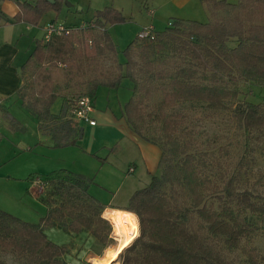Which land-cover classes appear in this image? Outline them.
<instances>
[{
  "label": "trees",
  "instance_id": "trees-1",
  "mask_svg": "<svg viewBox=\"0 0 264 264\" xmlns=\"http://www.w3.org/2000/svg\"><path fill=\"white\" fill-rule=\"evenodd\" d=\"M8 1L18 5L19 11L12 19L6 18V23L24 22L32 26H39L49 12H55L58 17L65 4V0H54L53 3L49 0ZM202 2L211 15L208 21L173 18L168 27L156 31L155 39H144L164 48L178 46L195 62V68H180L174 73L156 75L162 82V98L154 105L152 113H145L146 98H138L136 94L142 90L148 96L151 92L148 88L138 87L134 78L135 61L130 53L135 40L122 52L126 58L125 74L119 72L105 83L97 79L82 83L88 87L85 96L94 98L100 86L117 89L124 79L131 81L133 93L125 104L124 114L135 133L161 148V175H153L146 187L135 191L128 204L118 208L122 211L110 210L109 219L104 217L108 206L90 192L93 179L68 170L46 175L47 188L38 199L48 210L38 223L0 210L1 251L26 258L28 264H68L66 258L71 254L70 246L50 239L46 233L48 228H61L74 236L87 233L108 246L113 241L111 221L121 220L137 236L120 253L121 264H232L225 250L240 249L250 264H260L256 248L244 247L243 243L258 232L248 215L264 216V198L258 199L250 190L240 191L232 178L222 189L213 183L208 164L177 136L186 122L185 116L170 113V110L180 102H203L215 110L228 109L227 101L235 100L241 94L236 84L256 82L264 85V0ZM94 18V28L104 29L109 42L107 49L118 56L117 44L107 25L125 23L127 17L117 8L107 6L97 10ZM89 30L92 28L81 29L76 35L75 30L67 28L57 38L59 47L37 42L32 55L22 66L23 74L26 71L34 73L35 81L23 75L24 83L18 96L23 106L38 118L40 129L53 137L56 147L77 145L81 128L72 119L71 110L76 100L73 103L71 98L54 88L53 72L45 69L43 64L51 59L58 61L74 51L81 42L80 33ZM231 40H236L237 45L230 46ZM201 71L214 74L218 83L202 85L196 82ZM58 98H63V106L60 114L54 115L51 106ZM5 117L12 129L20 130L15 117L9 114ZM237 119L246 131L263 133L264 104L249 103L238 108ZM147 123L161 124L164 141L159 142L145 134ZM178 187L190 201L181 199ZM210 190L213 191L210 196L217 202L207 200ZM0 264L8 263L0 258Z\"/></svg>",
  "mask_w": 264,
  "mask_h": 264
},
{
  "label": "rangeland",
  "instance_id": "rangeland-1",
  "mask_svg": "<svg viewBox=\"0 0 264 264\" xmlns=\"http://www.w3.org/2000/svg\"><path fill=\"white\" fill-rule=\"evenodd\" d=\"M29 1L35 2L36 0ZM227 1L237 2L239 0ZM204 5L206 8L197 0L190 1L184 7H179L173 0H65L63 10L56 19L61 20L60 22L63 21L65 27L68 26L67 28L75 30L76 35L81 29L90 27L92 30L85 34L80 33L81 42L76 44L78 47L76 46L74 51L66 53L58 61L51 59L45 62L43 67L52 70L54 88L67 95L74 103L75 100L78 101L85 96L88 91V87L82 84L83 81L97 79L98 82L104 81L105 83L116 77L119 72L125 74L126 58L122 52L135 40L130 53L135 61L134 78L139 83L138 87L148 88L151 92L148 96H145L146 93L142 90L136 94L139 95L138 98H146L143 104L145 113H152L154 105L162 98L160 88L162 82L156 75L162 72L174 73L180 68H195V62L185 51L179 50L178 46L175 48V46L170 45L171 47L164 48L156 42L138 38L139 31L151 26L147 25L142 28L141 25L144 22L149 24L152 21L154 26L162 31L168 27L173 18L185 17L206 22L207 11L209 13V10L207 5ZM107 6L120 7V11H123L124 16L127 17L125 23L108 25L110 26L109 32L117 44L118 56L114 55L110 48L107 49L109 42L105 37L104 29L94 28L96 11ZM210 18L209 13L208 20ZM107 29L109 30V28ZM58 37L59 34H55L46 43L51 47H59ZM229 45L234 47L237 45V41L231 40ZM119 65L122 67L121 70ZM216 75L218 78L220 77V74ZM24 76L33 80L35 78L34 73L30 71H26ZM215 79L217 78L214 74L201 71L195 81L202 85H214L218 83ZM130 83V80H125L120 90L126 92L129 89L130 91ZM236 87L241 91V94L239 98L227 101L228 109L215 110L203 102H180L170 110V113H182L185 116L186 122L179 129L177 136L191 146L192 153L208 164L210 169V173L209 171L208 173L211 174L213 183L222 189L225 182L232 178L240 191L250 190L258 199L262 200L264 198V132L246 131L237 119V109L242 106L245 107L249 103L264 104V85L256 82H241L236 84ZM148 123L144 130L145 134L150 138L155 137L159 142L164 141L161 124ZM107 128L109 137L115 135L111 125H108ZM0 153L2 154L0 160H4L2 157L5 156V152L0 150ZM24 153L25 151H21V154ZM27 158L24 154L21 158L16 159L17 161L13 164L22 170L24 167L21 164L27 162ZM116 163L117 171L111 174L105 171L96 174V180L99 184H95L90 189L93 196L106 206H110L109 211L125 207L130 196L134 194L133 192L146 187L151 182L150 176L143 167L138 173L127 175L121 171L127 167V162L124 163V166L121 161L116 160ZM157 168L159 170L160 166L156 167V170ZM155 172H157L155 175L162 173L160 171ZM123 174L125 179H123ZM46 178L43 175L32 177L34 194L43 195L45 193L47 185L44 181ZM101 181L102 184H100ZM178 190L182 195L181 188L178 187ZM212 192V190L207 192V200L217 202L214 197L210 196ZM181 199L190 201L187 195H182ZM105 210L104 217L107 218L109 213ZM194 216L197 219V215ZM248 216L251 222L257 226L258 232L251 239L246 240L243 246L256 248L259 253V262L264 264V216L251 213ZM130 231L132 233L131 238L124 248L129 246L137 237L131 228ZM71 237V242L65 243L71 248V254L66 258L68 264H95V258L104 259L111 256L113 249L119 243L114 226L113 241L108 246H104L93 237L88 236L87 233L78 236L71 235ZM50 239L53 240L52 237ZM225 255L232 264H250L247 261V255L241 249L236 251L225 250ZM0 258L8 264L9 262L28 264L26 258H17L16 255L1 250ZM111 264H121L119 256Z\"/></svg>",
  "mask_w": 264,
  "mask_h": 264
},
{
  "label": "crops",
  "instance_id": "crops-1",
  "mask_svg": "<svg viewBox=\"0 0 264 264\" xmlns=\"http://www.w3.org/2000/svg\"><path fill=\"white\" fill-rule=\"evenodd\" d=\"M190 1L192 0H173L179 7L186 6ZM197 1L206 8L202 0ZM117 9L120 10V7ZM18 11L19 7L14 2L0 0V150L5 152V156L2 157L4 160H0V210L22 220L38 223L48 209L38 199V194H34V184L31 179L36 175L46 176L68 170L93 179L94 183L91 185L93 187L99 184L96 174L102 171L108 174L117 171L116 160L121 161L123 166L127 162V167L121 169L127 175L138 173L141 167L146 169L150 178L157 174L155 171L161 172V168L156 170V167L160 166L161 148L135 133L125 117L124 107L132 97L133 85L130 83V91L127 89L126 92L121 91L120 88L122 89L124 81L128 79L122 81L117 88L119 90L105 86L98 88L93 98L94 111L91 116L96 121V125L79 122L72 116L81 128V137L77 145L55 146L53 137L40 129L38 118L23 106L18 91L24 83L23 64L32 55L37 42L46 43L45 26L51 21L60 22L61 20L56 19L55 12H49L39 26L24 22L7 24L6 18L12 19ZM208 18L207 11L205 21H208ZM181 19L191 20L185 17ZM147 25H152L156 31H160L152 21L149 24L144 22L141 27ZM107 28L110 31V26L107 25ZM62 106L63 98H58L51 106V113L60 114ZM6 114L18 120L20 130L10 127ZM108 125L112 126L115 135L108 136ZM21 151H25L24 154L28 157L27 162L21 164L24 167L22 170L14 165L16 159L24 156ZM0 155L2 156L1 153ZM94 175L95 178H93ZM123 179H125L124 174ZM108 209L110 206L105 212H109ZM115 209L118 212L122 211ZM46 233L58 244L70 243L72 240L70 234L57 227L48 228ZM9 264L13 263L9 262Z\"/></svg>",
  "mask_w": 264,
  "mask_h": 264
},
{
  "label": "built area",
  "instance_id": "built-area-1",
  "mask_svg": "<svg viewBox=\"0 0 264 264\" xmlns=\"http://www.w3.org/2000/svg\"><path fill=\"white\" fill-rule=\"evenodd\" d=\"M67 27L68 26L65 27L63 23L57 21H51L47 23V25L45 26V35H44L45 42L46 41L48 42L53 35L61 34L65 30H67ZM155 35H156V30L151 25L139 31L138 38H140L141 40L155 39ZM93 111H94V100L92 97L86 95L83 96L80 100L75 102V105L71 110V113L74 119H76L79 122H86L89 123L90 125H96V121L93 120L91 117Z\"/></svg>",
  "mask_w": 264,
  "mask_h": 264
},
{
  "label": "bare ground",
  "instance_id": "bare-ground-1",
  "mask_svg": "<svg viewBox=\"0 0 264 264\" xmlns=\"http://www.w3.org/2000/svg\"><path fill=\"white\" fill-rule=\"evenodd\" d=\"M113 225L115 227L116 235L118 236V245L113 249V252L111 256L107 258H95L94 263L95 264H111L113 261H115L120 251L124 248V246L128 243L129 239L131 238V231L127 224H125L121 220H113Z\"/></svg>",
  "mask_w": 264,
  "mask_h": 264
},
{
  "label": "water",
  "instance_id": "water-1",
  "mask_svg": "<svg viewBox=\"0 0 264 264\" xmlns=\"http://www.w3.org/2000/svg\"><path fill=\"white\" fill-rule=\"evenodd\" d=\"M49 1L52 2V3L54 2V0H49Z\"/></svg>",
  "mask_w": 264,
  "mask_h": 264
}]
</instances>
